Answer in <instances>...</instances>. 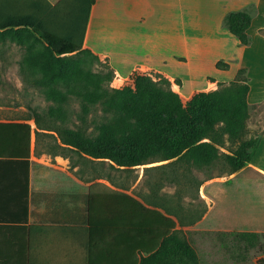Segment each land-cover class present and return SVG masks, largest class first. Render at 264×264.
<instances>
[{"label":"crops","instance_id":"1","mask_svg":"<svg viewBox=\"0 0 264 264\" xmlns=\"http://www.w3.org/2000/svg\"><path fill=\"white\" fill-rule=\"evenodd\" d=\"M242 10L251 15L248 44L226 24L229 13ZM8 31L46 43L42 33L83 42V48L107 58L120 79L148 68L185 96L235 80L245 68L247 101L264 107V0H0V32ZM7 120L29 122L32 138L29 157H0V264H130L116 255L123 252L122 239L113 231L44 219L56 211L82 218L83 194L115 192L110 181L85 191L78 165L70 170L64 163L63 182H48L43 170L56 165L51 155L36 153L34 118L0 119ZM256 166L264 169L258 161ZM55 232L62 235L58 246L48 243ZM46 246L48 252L41 253ZM206 252L210 261L216 259L214 247Z\"/></svg>","mask_w":264,"mask_h":264},{"label":"rangeland","instance_id":"2","mask_svg":"<svg viewBox=\"0 0 264 264\" xmlns=\"http://www.w3.org/2000/svg\"><path fill=\"white\" fill-rule=\"evenodd\" d=\"M137 73L183 95L160 72L144 68ZM131 82V76L120 79L107 58L88 49L58 58L37 36L0 32V119L38 117L36 153L51 155L56 165L43 170L48 182H63L64 163L71 166L70 170L78 165L85 191L102 189L101 180H109L116 191L132 193L148 204L172 210L179 222V237L200 255L201 264H264V169L256 166L257 161L264 166V107H244L239 101L241 90L235 87L236 79L197 90L219 92L213 95L220 103L216 106L222 113L220 124L231 111L240 118L245 116L239 130L241 138L232 139L225 133L223 143H214L220 154H231L241 139L262 142L260 153L256 152L252 162L247 163L250 167L231 174V165L224 158L186 166L184 162L173 164L169 163L172 159L156 157L149 159L151 162L127 167L62 142L65 129H86L96 134L99 121L111 115L110 104L103 98L115 97L114 90ZM197 91L183 96L191 98ZM34 126L38 128L37 123ZM146 168L149 169L145 171ZM47 238L51 245L58 246L62 241L57 232ZM210 246L216 250L214 261L207 257ZM48 248L41 253H47Z\"/></svg>","mask_w":264,"mask_h":264},{"label":"trees","instance_id":"3","mask_svg":"<svg viewBox=\"0 0 264 264\" xmlns=\"http://www.w3.org/2000/svg\"><path fill=\"white\" fill-rule=\"evenodd\" d=\"M250 20L247 10L226 16L228 28L243 44L250 42L247 32ZM42 37L58 58L83 49V42L60 41L49 33H42ZM138 70L130 75L134 82L114 90L115 97L103 98L110 104L111 115L103 116L99 121L96 134L86 129L83 132L65 129L61 133L62 142L80 152L109 158L127 167L151 162L149 159L156 157L172 159L169 163L173 164L184 162L186 166H199L224 158L231 165L230 174L250 167L247 163L252 162L260 140L241 139L231 154H220L214 145L224 142L225 133L232 139L241 138L239 130L245 117L241 119L231 111L220 124L222 113L216 109L220 103L213 95L218 91H197L187 99L170 87L164 88L151 78L138 74ZM235 79L238 81L235 87L241 90L239 101L246 107L249 104L246 69L241 68ZM165 81L170 83V80ZM30 118L37 123L36 134H40L38 117ZM31 138L29 122L0 121V157H29ZM83 198L82 218L64 217L62 211H56L44 219L78 221L95 232L113 231L122 239L119 246L123 252L116 255L130 260V264H201L194 249L179 237V222L169 208L158 204L149 206L124 191L85 192Z\"/></svg>","mask_w":264,"mask_h":264}]
</instances>
